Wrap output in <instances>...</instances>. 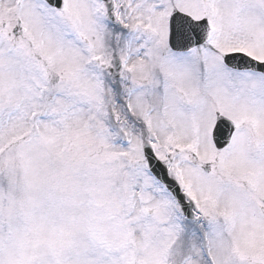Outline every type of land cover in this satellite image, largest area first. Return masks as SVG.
Wrapping results in <instances>:
<instances>
[{"label":"snow or ice","instance_id":"obj_1","mask_svg":"<svg viewBox=\"0 0 264 264\" xmlns=\"http://www.w3.org/2000/svg\"><path fill=\"white\" fill-rule=\"evenodd\" d=\"M0 264H264V0H0Z\"/></svg>","mask_w":264,"mask_h":264}]
</instances>
